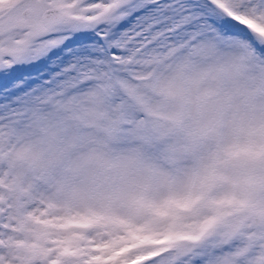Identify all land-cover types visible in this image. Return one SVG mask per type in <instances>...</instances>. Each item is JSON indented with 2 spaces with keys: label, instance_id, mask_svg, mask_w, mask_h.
I'll list each match as a JSON object with an SVG mask.
<instances>
[{
  "label": "snow or ice",
  "instance_id": "1",
  "mask_svg": "<svg viewBox=\"0 0 264 264\" xmlns=\"http://www.w3.org/2000/svg\"><path fill=\"white\" fill-rule=\"evenodd\" d=\"M0 264H264V0H0Z\"/></svg>",
  "mask_w": 264,
  "mask_h": 264
}]
</instances>
